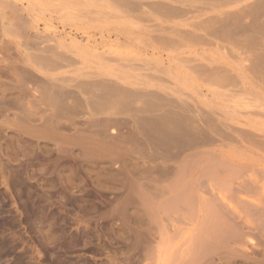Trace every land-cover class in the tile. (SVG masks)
<instances>
[{
  "label": "rangeland",
  "instance_id": "1",
  "mask_svg": "<svg viewBox=\"0 0 264 264\" xmlns=\"http://www.w3.org/2000/svg\"><path fill=\"white\" fill-rule=\"evenodd\" d=\"M0 1V264H264V165L224 111L248 101L228 63L264 47L263 0H85L102 16L86 24L62 0H35V24L28 0Z\"/></svg>",
  "mask_w": 264,
  "mask_h": 264
},
{
  "label": "bare ground",
  "instance_id": "2",
  "mask_svg": "<svg viewBox=\"0 0 264 264\" xmlns=\"http://www.w3.org/2000/svg\"><path fill=\"white\" fill-rule=\"evenodd\" d=\"M18 1V0H17ZM45 1V0H44ZM43 1V2H44ZM112 1V0H111ZM118 2L120 1V0H117ZM116 1V2H117ZM136 1V0H135ZM257 1H259V0H256L255 2H257ZM1 2V1H0ZM59 2V1H58ZM116 2H114L113 1V3H115L116 5H118ZM123 2V0L120 2V3H122ZM130 2V1H129ZM129 2H127V3H129ZM131 2H134V0H132ZM141 2V1H140ZM151 2H153V1H150V6L152 7L153 6V3H152V5H151ZM156 2L157 1H155V4H156ZM254 2V3H255ZM262 2V0H260L259 1V3L258 4H260ZM3 3H5V1L3 2ZM2 3V4H3ZM124 3V2H123ZM137 3H138V1H137ZM143 3V2H142ZM147 2H144V5L146 4ZM8 4V3H7ZM105 4V3H104ZM125 4H126V2H125ZM124 4V5H125ZM130 4V3H129ZM133 4V3H132ZM134 4H136L135 2H134ZM133 4V5H134ZM141 4V3H140ZM140 4H137L138 5V7H139V5ZM155 4H154V6H155ZM158 4V3H157ZM166 4L167 3H165V5L164 6H166ZM256 4V3H255ZM1 5V4H0ZM93 5V3H88V2H86L85 0H62V1H60L59 3H57L56 5L54 4V9L53 10H55L56 8V10H58V11H61L60 12V17H61V19H63L64 21H67V22H70V23H73V22H79V20H81V22L83 23V24H86L87 22H92V21H95L96 19H99L100 17H102L101 15L99 16V14H95V12H93L94 11V9H92V6ZM120 5V4H119ZM124 5H120V6H124ZM159 5V4H158ZM160 5H161V3H160ZM159 5V6H160ZM163 5V4H162ZM161 5V6H162ZM263 5H264V0H263ZM49 5H46V3H44V5H39L38 4V2L37 1H35V0H28V5L26 4V10H27V12L29 13V15L30 16H32V17H30L32 20H33V18H35V19H37L36 17H35V13H38L39 12V9H47L48 8V10L50 9L49 7H48ZM142 6H143V4H142ZM153 6V7H154ZM159 6L157 7L158 9H159ZM160 6V7H161ZM176 6V5H175ZM259 6L260 5H252L251 6V4H250V8H249V6H248V8H249V10L251 11V12H253V9H255L254 10V12H255V14H257V12L259 11L258 10V8H259ZM7 7V6H6ZM127 7V6H126ZM128 7H131L130 5L128 6ZM127 7V8H128ZM133 7V6H132ZM131 7V9H133L134 10V8H132ZM144 7V6H143ZM168 7H169V4H168ZM167 6H166V10H167V8H168ZM171 7H173V4H171ZM264 7V6H263ZM114 8V7H113ZM140 8V7H139ZM175 8V7H174ZM176 8H177V6H176ZM176 8H175V10H176ZM178 8H180V11H181V8L182 7H178ZM177 8V9H178ZM253 8V9H252ZM96 9V8H95ZM99 9H102V8H99ZM137 8H135V10H136ZM141 9V8H140ZM162 9V8H161ZM245 9V8H244ZM258 11H257V10ZM259 9H261V8H259ZM169 10V9H168ZM172 10H173V8H172ZM186 10V9H185ZM264 10V9H263ZM111 11V10H110ZM128 11H129V9H128ZM131 11V10H130ZM160 11H162V10H160ZM247 8H246V14L245 13H243L242 14V17H244L243 15L245 14V16H248V13H247ZM249 11V14L251 13ZM262 11V10H261ZM123 12H125V11H123ZM169 12H170V10H169ZM174 12L175 11H173L172 13H173V15H174ZM260 12V11H259ZM258 12V13H259ZM176 13V12H175ZM182 12H180L179 13V15L181 14ZM161 14H163V13H161ZM235 13H232V15L230 14V15H228V18L230 19H233V20H231L232 22H233V25H235V29L237 30V28L239 27L238 26V24L240 25V16H241V14L239 15H234ZM255 14L253 13V14H250V15H252L253 17L255 16ZM37 15V14H36ZM41 15V14H40ZM39 15V16H40ZM119 15V13H115V12H113V10L111 11V13L110 12H107V14L105 15V19H106V21L107 22H110V21H116V19H114V18H116V16H118ZM164 15V14H163ZM176 15H178V14H176ZM182 15V14H181ZM260 15V14H259ZM258 14H257V16H259ZM38 16V15H37ZM165 16V15H164ZM168 16H170L169 15V13H168ZM236 16V17H235ZM256 16V17H257ZM28 17V16H27ZM44 17H46V16H44ZM112 17H114V18H112ZM125 17V16H124ZM233 17V18H232ZM241 17V18H242ZM48 18V17H47ZM218 18L219 17H217V20H218ZM236 18H238V19H236ZM227 19V18H226ZM229 19H227L226 21H228ZM39 20V19H38ZM217 20H215V21H217ZM235 20V21H234ZM37 21V20H36ZM123 21V20H122ZM215 21H214V23H215ZM220 21V20H219ZM218 21V22H219ZM225 20H223V24H227L228 22H226ZM32 22V21H31ZM35 21L33 20V23H34ZM119 22V21H118ZM232 22H231V24H232ZM234 22H236V23H234ZM29 23V22H28ZM36 23V22H35ZM34 23V24H35ZM127 23V22H126ZM217 23V22H216ZM119 24V23H118ZM213 24V23H212ZM221 24H222V22H221ZM228 24H230V23H228ZM230 24V25H231ZM230 25H228V26H230ZM209 26V25H208ZM212 26V25H211ZM211 26H209V27H211ZM214 26V25H213ZM215 26H216V28H217V25L215 24ZM223 27H220L219 28V26H218V28L220 29H215L216 30V33L218 34V36H220V37H223V39L226 41V39L230 36V34H231V32L232 33H234L233 32V30L234 29H232L233 27H232V25H231V27H225L226 25H222ZM237 26V27H236ZM264 25H262V26H260L261 28V30H263V27ZM241 28V27H240ZM239 31V33L241 32V30L238 28V30H237V32ZM237 32H235V33H237ZM264 32V31H263ZM262 31H261V33H263ZM191 33V32H190ZM235 33L234 34H231V37L229 38V41L231 40V38L233 37V35H235ZM238 33V34H239ZM244 33V32H243ZM245 33H247V31L245 32ZM192 34H193V32H192ZM191 34V35H192ZM245 35V34H244ZM48 36V35H47ZM194 36H196L195 34H194ZM224 36H226V37H224ZM228 36V37H227ZM235 36H237V35H235ZM234 36V37H235ZM191 37V36H190ZM198 37V36H197ZM197 37H195L196 39H197ZM226 38V39H225ZM252 39L253 37H249V39ZM255 38V37H254ZM43 39V38H42ZM51 39V38H50ZM194 39V38H193ZM192 39V40H193ZM250 39V40H251ZM41 40V39H40ZM46 40V39H45ZM54 40V39H53ZM198 40V39H197ZM233 40H237V41H233ZM232 41H233V43H235V42H237V47L238 46H242L241 48H243V47H246V45L248 46H250V42H249V40L247 41L246 39H245V41H247L248 43H246V45L244 44V42H242V40H241V44L242 45H238V44H240L239 42V38H234ZM257 40H259V39H257ZM256 39H253V40H251V45H255L256 43H258L259 44V41H257ZM194 41H195V39H194ZM207 41H209V40H207ZM211 41V40H210ZM209 41V42H210ZM231 41V42H232ZM239 41V42H238ZM256 41V43H254ZM195 42H197V41H195ZM199 42V41H198ZM200 42H202V41H200ZM208 42V43H209ZM215 42V41H214ZM85 43V42H84ZM210 44V43H209ZM211 44H212V42H211ZM214 44V43H213ZM215 44L217 45V47L218 48H222V49H224L223 47H224V45H220V43H217V42H215ZM225 44V43H224ZM258 44H256V46H254L255 48L256 47H259V48H256L257 50H259L261 47H263L262 45H264V44H262L261 42H260V44H262L261 45V47H260V44L258 45ZM245 45V46H244ZM253 46H251L250 48H248L249 50L248 51H250V49L251 48H253ZM228 46H226V48H227ZM45 48H47V47H45ZM255 48H253V50H255ZM246 49H247V47H246ZM262 49H264V47L262 48ZM261 49V50H262ZM46 50V49H45ZM225 50V49H224ZM241 50V49H240ZM243 50H244V52H245V49L243 48ZM261 50L260 51H252L253 53H255V54H253L251 51H250V55H249V57H245L244 56V58H236L237 60H236V63H234V62H232V63H228V65L230 66V70L231 71H233V73H234V75L235 74H237L236 76L240 79L239 81L242 83V85H241V91L242 92H245L246 94H244L243 95V97L245 96V95H247L246 97L248 98V101L245 103H240L238 106H239V108H236L235 110L233 109L232 111L231 110H229V109H227V107L225 106V109H224V111H225V115H228L229 113H231V112H233L234 113V115H235V123H237V126L238 127H236L235 126V129H236V131H237V133L239 134V136L241 137V139H239L238 140V142H239V147L241 148V150L244 152V154L245 153H250V155H255L254 157V159L257 161V162H259V163H261V164H263L264 165V50H263V52H261ZM227 51H228V49H227ZM247 51V50H246ZM248 51L245 53L246 55H248L249 53H248ZM233 52H235V51H233ZM243 51H241V53H242V55H243V53H244ZM259 52H261V53H259ZM251 53H252V55L253 56H251ZM257 53V54H256ZM229 54V53H228ZM230 55V54H229ZM232 55H237V57L239 56L236 52H235V54L233 53ZM255 55V56H254ZM251 56V57H250ZM35 57H37V56H35ZM41 57V56H40ZM48 57V56H47ZM42 58V57H41ZM217 58H220L222 61L224 60L223 59V57L222 56H219V57H217ZM38 59H39V57H38ZM50 59V58H49ZM109 59H110V57H109ZM210 59V58H209ZM35 60V59H34ZM54 60V59H53ZM112 60V59H111ZM117 60V59H116ZM226 60V59H225ZM37 61V60H36ZM35 61V62H36ZM75 62V61H74ZM38 63V62H37ZM52 63H53V61H52ZM60 64H61V62H60ZM142 64V63H141ZM199 64V63H198ZM58 65V64H57ZM40 66V65H39ZM48 66V65H47ZM51 66V65H50ZM196 66H197V64H196ZM200 66V64L197 66V68ZM203 66H205V64H203ZM62 67V66H61ZM211 67V66H210ZM50 68V67H49ZM57 68V67H56ZM205 69V68H202V67H199V69ZM207 68V67H206ZM207 70H209V69H207ZM201 72H202V70H200ZM210 71V70H209ZM204 72V74H205V71H203ZM211 73L210 74H213L212 72L213 71H210ZM215 72V71H214ZM232 73V74H233ZM209 74V73H208ZM225 74H227L228 75V73H225ZM207 75V74H206ZM215 75V74H214ZM212 76V75H211ZM210 76V77H211ZM228 76H230L231 78H232V80L233 79H235L236 78V81L238 80L237 79V77L235 76V77H233L231 74H229ZM208 77H209V75H208ZM213 78H214V76H213ZM213 78H210V79H212L213 80ZM208 79V78H207ZM228 79V78H227ZM100 80V79H99ZM106 80V79H105ZM228 80H230V83H231V79H228ZM46 81V80H45ZM214 81V80H213ZM239 81H237L239 84H240V82ZM82 82V81H81ZM106 82V81H105ZM233 84H236L235 86H237L238 87V83L237 82H235V80H233ZM85 84V83H84ZM86 84H88V83H86ZM55 85H56V83H55ZM90 85V84H89ZM108 85V84H107ZM116 85V84H115ZM88 86V85H87ZM118 86V85H117ZM12 87V86H11ZM8 88V87H7ZM18 88V87H17ZM85 88V87H84ZM108 88H109V86H108ZM125 89H126V87H124ZM106 89V88H105ZM113 89V88H112ZM114 90V89H113ZM119 90V89H118ZM236 90V89H235ZM24 91V90H23ZM47 91V90H46ZM133 91V90H132ZM226 91V90H225ZM110 92V91H109ZM109 92H108V94L107 95H109ZM113 92V91H112ZM111 92V93H112ZM118 92V91H117ZM126 92V91H125ZM133 92H135V91H133ZM133 92H132V94H131V92H130V94L131 95H133ZM143 92V91H142ZM224 92V91H223ZM231 92V91H230ZM237 92H239L238 90H237ZM236 92V97L238 96V94H240V92L239 93H237ZM135 93H137V92H135ZM149 93V92H148ZM225 93V92H224ZM47 94V93H46ZM117 95H118V93H116ZM121 94V93H120ZM125 94V93H124ZM129 94V93H128ZM129 94V95H130ZM151 94V93H150ZM149 94V95H150ZM104 95V94H103ZM126 95H127V93H126ZM135 95H137V94H135ZM134 95V96H135ZM215 95V94H214ZM235 94H233L232 96H234ZM242 95V94H241ZM121 96V95H120ZM124 97H126L125 95H123ZM144 96V95H143ZM228 96H231V95H228ZM227 96V97H228ZM93 97H94V95H93ZM106 97V96H105ZM110 97V96H109ZM111 97H114L113 95H111ZM116 97V96H115ZM138 97H139V94H138ZM145 97V96H144ZM225 97V96H224ZM243 97L241 98V96H239V98H241V99H243ZM91 98V97H90ZM95 99H96V97H94ZM103 99H104V96L102 97ZM108 98V97H107ZM129 98V97H128ZM238 98V97H237ZM246 98V99H247ZM103 99H101V100H103ZM112 99V98H111ZM117 99V98H116ZM118 99H119V97H118ZM126 100H127V98H125ZM125 99H123V100H125ZM138 99H140V97L138 98ZM227 99V101H228V98H226ZM225 99V100H226ZM132 100V99H131ZM136 100V99H135ZM148 100V99H147ZM151 99H149V102L148 103H150L151 101H150ZM93 101H95V100H93ZM100 102V101H99ZM117 102H119V101H117ZM133 102V101H132ZM132 102H131V104H132ZM135 102V101H134ZM143 102V101H142ZM173 102V101H172ZM176 102V101H175ZM228 102H230V101H228ZM235 102V101H234ZM97 103V102H96ZM122 103H123V101H122ZM126 103V102H125ZM129 103V101L127 102V104ZM144 103H146L145 101H144ZM178 103V102H177ZM236 103V102H235ZM234 103V104H235ZM96 105V104H95ZM102 105V104H101ZM104 105H106V104H104ZM109 105V104H108ZM114 106H115V104H113ZM113 105H111V107L113 106ZM118 105H120V104H118ZM121 105H124V104H121ZM147 106H148V104H146ZM236 105V104H235ZM100 106V105H99ZM98 106V107H99ZM130 106V105H129ZM131 106H134V105H131ZM140 106H142V105H140ZM146 106V107H147ZM105 107V106H104ZM116 107H118V106H116ZM122 106H120V108H121ZM124 107V106H123ZM134 107H137V106H134ZM143 107H145V106H142V108ZM149 107H150V104H149ZM96 108V107H95ZM101 107H99L98 108V111H100L99 109H100ZM119 108V109H120ZM154 108V107H153ZM106 109H107V107H106ZM117 109V108H116ZM134 109V108H133ZM148 109H150V108H148ZM152 109V108H151ZM113 110H115V109H113ZM128 110V109H127ZM130 110V109H129ZM96 111H97V109H96ZM97 111V112H98ZM106 112L105 111V109L103 108V110L101 109V113L102 112ZM121 111V110H120ZM141 111V110H140ZM206 111V110H205ZM110 112V111H109ZM108 112V113H109ZM118 112V111H117ZM124 112V111H123ZM178 112V111H177ZM170 113V112H169ZM171 113H172V110H171ZM170 113V114H171ZM178 115H179V112H178ZM184 115V114H183ZM187 115V114H186ZM186 115H184V116H186ZM183 116V117H184ZM162 117V116H161ZM171 117H173V116H171ZM175 117V116H174ZM152 118V117H151ZM154 118H156V117H154ZM176 118V117H175ZM153 119V118H152ZM157 119H158V117H157ZM160 119V118H159ZM181 119V118H180ZM179 119V120H180ZM184 119H185V117H184ZM150 120V119H149ZM172 120V119H171ZM176 120V119H175ZM183 119H181V121H182ZM159 121V120H158ZM173 121V120H172ZM171 121V122H172ZM181 121H178V124L181 122ZM187 122V121H186ZM156 123V122H155ZM174 123H177V122H174ZM161 124V123H160ZM159 124V125H160ZM173 124V123H172ZM183 124V123H182ZM186 124V123H185ZM189 124V123H188ZM191 124V123H190ZM230 124V123H229ZM155 125V124H154ZM157 125V128H158V123L156 124ZM179 125H181V124H179ZM178 125V126H179ZM50 126H51V124H50ZM169 126V125H168ZM232 126H234V125H232ZM76 127V126H75ZM82 127V126H81ZM162 127H163V125H162ZM221 127V126H220ZM160 128V127H159ZM178 128V127H177ZM190 128V127H189ZM233 129H234V127H232ZM62 129V128H61ZM161 129V128H160ZM166 129H167V126H166ZM166 129H163L164 131H166ZM192 129V128H191ZM190 129V130H191ZM171 130V129H170ZM182 130V129H181ZM189 130V131H190ZM193 130V129H192ZM226 130V129H225ZM85 131V130H84ZM153 131V130H152ZM174 131V130H173ZM224 131V130H223ZM167 132V131H166ZM175 133H176V130L174 131ZM76 133V132H75ZM80 133V132H79ZM163 133V132H162ZM165 133V132H164ZM181 133V132H180ZM192 133V132H191ZM226 132H224L223 133V135L225 134ZM85 134V133H84ZM166 134V133H165ZM168 134H170V133H168ZM173 133H171V135H172ZM150 135H152V134H150ZM186 135V134H185ZM189 135H190V133H189ZM166 136H167V134H166ZM177 136V135H176ZM180 136H181V134H180ZM188 135H186L185 137H187ZM198 136V135H197ZM204 136V135H203ZM95 137V136H94ZM154 137V136H153ZM156 137V136H155ZM161 137V136H160ZM163 135H162V139H163ZM174 137H175V135H174ZM206 137V136H205ZM209 137V136H208ZM223 137H225V136H223ZM157 138V137H156ZM171 138V137H170ZM188 138V137H187ZM200 138V137H199ZM199 138H196L197 140L199 139ZM207 138V137H206ZM212 138V137H211ZM230 138V137H229ZM228 138V139H229ZM232 138V137H231ZM238 138V137H237ZM152 139H154V138H152L151 137V140L150 141H152ZM178 139H179V137H178ZM181 139V138H180ZM183 139V138H182ZM181 139V140H182ZM201 139V138H200ZM167 140H168V138H167ZM167 140H165L166 142H168ZM172 140V139H171ZM207 140V139H206ZM154 141V140H153ZM162 141V140H161ZM173 141V140H172ZM185 141V140H184ZM234 141V140H233ZM235 141H236V139H235ZM39 142V141H38ZM174 142H176V141H174ZM181 142V141H180ZM198 142V141H197ZM84 143V142H83ZM159 143V142H158ZM158 143H157V145H158ZM182 143V142H181ZM184 143V142H183ZM154 144H155V141H154ZM161 144V143H160ZM196 144V143H195ZM198 144V143H197ZM182 145V144H181ZM185 145V144H184ZM190 146V145H189ZM170 154V153H169ZM172 154V153H171ZM173 155V154H172ZM176 155V154H175ZM170 157V156H169ZM185 163V162H184ZM200 163V162H199ZM188 164V163H187ZM190 164V163H189ZM198 164V163H197ZM186 167V166H185ZM184 166H183V168H185ZM210 167V166H209ZM261 167H263V166H261ZM179 168V167H178ZM187 168V167H186ZM264 168V167H263ZM47 169V168H46ZM182 169V168H181ZM187 170V169H186ZM181 172H182V170H180ZM184 171V170H183ZM185 172V171H184ZM183 173V172H182ZM62 174V173H61ZM179 174V173H178ZM183 175V174H182ZM184 176V175H183ZM182 176V177H183ZM201 176V175H200ZM199 176V177H200ZM181 177V176H180ZM181 177V178H182ZM187 177V176H186ZM201 177H203V176H201ZM186 179V178H185ZM194 178H192V179H190V180H193ZM202 179V178H201ZM200 179V180H201ZM174 180V179H173ZM180 180V179H179ZM182 180V179H181ZM178 181V180H177ZM184 182V181H183ZM200 182V181H199ZM252 182H254V181H252ZM258 181L256 180V182L255 183H257ZM182 185H183V183H182V181L180 182ZM205 183V182H204ZM170 184H173V182L171 183L170 182ZM179 185V186H181L182 187V185ZM193 184L194 183H192V186H193ZM251 185H249V186H253L254 185V183H250ZM253 184V185H252ZM156 185V184H155ZM169 185V184H168ZM186 184H184V186H185ZM191 185V183H189V186ZM199 185H200V183H199ZM256 185V184H255ZM257 185H258V183H257ZM167 186V185H166ZM177 186H178V183H177ZM191 186V187H192ZM196 186V185H195ZM163 187H165L164 185H163ZM167 187H169V186H167ZM171 187H172V185H171ZM171 187H170V189H171ZM175 187V186H174ZM199 187V186H198ZM244 187V186H243ZM255 187V186H254ZM190 188V187H189ZM193 188V187H192ZM191 188V190H193ZM246 188L248 189V187L246 186ZM161 189V188H160ZM173 189V188H172ZM177 189H178V187H177ZM188 190V188H187V185H186V188H182V190H180L179 191V196L180 195H182V197L183 196H185V191H187ZM250 189V188H249ZM255 189V188H254ZM167 190V189H166ZM185 190V191H184ZM159 191V190H158ZM168 191V190H167ZM170 191V190H169ZM175 191H176V189H175ZM182 191H184V193L182 192ZM189 191H190V189H189ZM195 191V190H194ZM193 191V192H194ZM250 191H252V189L250 190ZM160 192H162V191H160ZM163 192H165L164 190H163ZM174 192V191H173ZM249 192V191H248ZM170 193V192H169ZM172 193V192H171ZM182 193V194H181ZM192 193V192H191ZM164 194V193H163ZM173 194V193H172ZM186 194H188L187 192H186ZM146 195V194H145ZM145 195H143V197L145 196ZM155 195V194H154ZM175 195V194H174ZM192 195H193V197H194V194L192 193ZM147 196V197H146ZM145 197L146 198H149V196L148 195H146ZM157 196H158V194H157ZM157 196H154V197H157ZM175 196H177V195H175ZM178 196V197H179ZM136 197V196H135ZM150 197H152V196H150ZM173 197V196H172ZM181 197V196H180ZM181 197V198H182ZM192 197V198H193ZM197 197V196H196ZM175 198V201H176V197H174ZM181 198H179L180 200H181ZM187 198H188V196H187ZM145 199V198H144ZM169 199V198H168ZM167 199V200H168ZM171 199V198H170ZM189 199H191V198H188V200ZM198 199V198H197ZM151 200H153V199H151ZM187 200V199H186ZM148 202L150 201L149 199L147 200ZM176 202H180L179 200L178 201H176ZM191 202V201H190ZM192 202H193V200H192ZM142 203V202H141ZM144 203H145V205H146V200L144 201ZM154 203V202H153ZM162 203V202H161ZM167 204H168V201L166 202ZM166 203H164L165 205H167ZM173 203H174V201H173ZM143 204V203H142ZM163 204V203H162ZM170 204V203H169ZM177 204H179V203H177ZM208 204V203H207ZM144 205V204H143ZM144 205V206H145ZM147 205H149L148 203H147ZM192 205V204H191ZM178 206V205H177ZM185 206H187V204L185 203ZM193 206V205H192ZM171 207H174V206H168V208L166 209V211L168 210V209H170ZM209 207H210V205H209ZM146 208V207H145ZM148 208L150 209L151 207H149L148 206ZM147 208V209H148ZM153 208V207H152ZM166 208V207H165ZM175 208V207H174ZM178 208V207H177ZM194 208H195V206H194ZM207 208V207H206ZM151 210H153V209H151ZM161 210V209H160ZM162 210H163V208H162ZM198 210V209H197ZM150 211V210H149ZM209 211H210V208H209ZM152 212V211H151ZM169 212H170V210H169ZM168 213V212H167ZM171 213H172V211H171ZM144 214V213H143ZM149 214V213H148ZM155 214V213H154ZM166 214V213H165ZM165 214H164V216H165ZM145 216V215H144ZM153 216V215H152ZM149 217V216H148ZM211 222V221H210ZM41 223V222H40ZM218 223V222H217ZM150 224V223H149ZM213 225H215V224H213ZM212 225V223H211V226H213ZM205 226V225H204ZM217 226V225H216ZM218 227H220V226H218ZM156 228V227H155ZM153 229V228H152ZM151 229V230H152ZM214 230H215V227L213 228ZM221 229H222V227H221ZM154 230V229H153ZM152 230V231H153ZM217 230H218V228H217ZM207 231H208V229H207ZM210 232H211V230H210ZM212 232H214L213 230H212ZM77 238V237H76ZM210 238V237H209ZM207 242V241H206ZM196 246V245H195ZM202 248H203V246H201ZM200 247V248H201ZM199 248V247H198ZM132 249V248H131ZM198 250V249H197ZM200 250V249H199ZM146 251V250H145ZM195 252H196V249H195ZM200 252V251H199ZM194 253V252H193ZM3 254V253H2ZM148 254V253H147ZM193 256V255H192ZM148 257V256H147ZM194 258V257H193ZM199 258V257H198ZM192 260H194V259H192ZM1 261V260H0ZM87 262V261H86Z\"/></svg>",
  "mask_w": 264,
  "mask_h": 264
},
{
  "label": "crops",
  "instance_id": "3",
  "mask_svg": "<svg viewBox=\"0 0 264 264\" xmlns=\"http://www.w3.org/2000/svg\"><path fill=\"white\" fill-rule=\"evenodd\" d=\"M109 23V22H108ZM112 26H114L113 24H111ZM163 129H165V128H163Z\"/></svg>",
  "mask_w": 264,
  "mask_h": 264
}]
</instances>
